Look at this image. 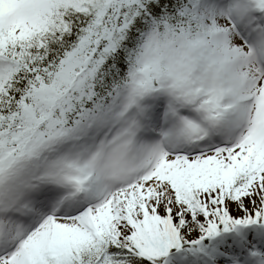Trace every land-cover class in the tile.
<instances>
[{
	"label": "snow or ice",
	"instance_id": "obj_1",
	"mask_svg": "<svg viewBox=\"0 0 264 264\" xmlns=\"http://www.w3.org/2000/svg\"><path fill=\"white\" fill-rule=\"evenodd\" d=\"M0 264H264V0H0Z\"/></svg>",
	"mask_w": 264,
	"mask_h": 264
}]
</instances>
